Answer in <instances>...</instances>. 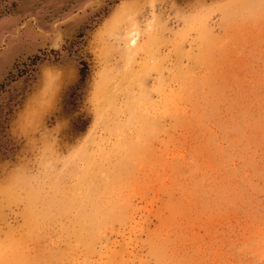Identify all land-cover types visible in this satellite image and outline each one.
I'll use <instances>...</instances> for the list:
<instances>
[{"label": "rangeland", "instance_id": "1", "mask_svg": "<svg viewBox=\"0 0 264 264\" xmlns=\"http://www.w3.org/2000/svg\"><path fill=\"white\" fill-rule=\"evenodd\" d=\"M101 263L264 264V0H0V264Z\"/></svg>", "mask_w": 264, "mask_h": 264}, {"label": "bare ground", "instance_id": "2", "mask_svg": "<svg viewBox=\"0 0 264 264\" xmlns=\"http://www.w3.org/2000/svg\"><path fill=\"white\" fill-rule=\"evenodd\" d=\"M139 32L136 29V27H133V29L131 31H129L126 34V39H127V46L129 48H135L138 44V37H139ZM140 42V41H139ZM140 48V47H139ZM138 48V49H139ZM183 159V158H182ZM187 160V159H186ZM185 164V163H184ZM188 167V166H187ZM140 224V223H139ZM97 248V247H96ZM109 252V251H108ZM102 253V252H101ZM117 259V258H116ZM99 262V261H98ZM103 263V262H102ZM101 263V264H102Z\"/></svg>", "mask_w": 264, "mask_h": 264}, {"label": "trees", "instance_id": "3", "mask_svg": "<svg viewBox=\"0 0 264 264\" xmlns=\"http://www.w3.org/2000/svg\"><path fill=\"white\" fill-rule=\"evenodd\" d=\"M84 69H85V68H84ZM84 72H85V70H82V73H81L82 79H81V81H83L84 78H85V74H84Z\"/></svg>", "mask_w": 264, "mask_h": 264}]
</instances>
